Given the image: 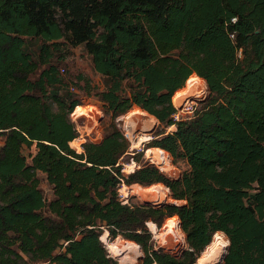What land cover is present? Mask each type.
Here are the masks:
<instances>
[{"label": "trees", "instance_id": "1", "mask_svg": "<svg viewBox=\"0 0 264 264\" xmlns=\"http://www.w3.org/2000/svg\"><path fill=\"white\" fill-rule=\"evenodd\" d=\"M62 37L83 45L103 83L108 121L80 152L69 144L80 101L60 74ZM193 72L207 98L174 118ZM133 106L161 128L146 146L186 160L178 178L136 152L123 171L130 143L115 118ZM0 135V264H119L103 230L134 241L140 264H194L221 231V264H264V0H0ZM122 183H162L184 203L124 202ZM174 214L179 255L147 226Z\"/></svg>", "mask_w": 264, "mask_h": 264}, {"label": "rangeland", "instance_id": "2", "mask_svg": "<svg viewBox=\"0 0 264 264\" xmlns=\"http://www.w3.org/2000/svg\"><path fill=\"white\" fill-rule=\"evenodd\" d=\"M57 42L59 43V54L62 58L59 67L60 69H65L60 73L64 81L63 84L79 99L80 102L78 105L82 108V111L84 110V113L75 112V105L69 115L78 131L76 138L70 141L69 144L77 152H80L83 150L81 144L86 140L95 142L101 140L104 126L108 121V116L104 113L103 105L96 96V93L103 88L102 77L93 70L90 55L82 44L72 45L64 37L59 38ZM191 74L197 75L194 72ZM199 78L200 79H197V84L195 83V86L191 89L190 80L189 83H184L181 90L177 92V104L173 102L176 108L175 117L177 119L190 117L197 108L201 107L203 101L207 98L208 90L206 83L203 78ZM199 80L201 81L199 82ZM51 103L54 105L52 101ZM151 117L149 113L141 111L138 106H133L128 112L115 118L118 127L122 130L130 143L128 153L122 156L120 160L123 171L127 173L138 166V162L132 157L133 153L136 152L135 155H137L141 161L147 160L153 162L168 176L178 178L188 169L186 160H173L171 155L164 150L163 151L167 153L168 157H162L163 159H161V157L155 156L158 152L154 150V147L146 146L147 142L151 141V139L155 137L157 131L161 129L157 120ZM173 129L174 126L171 125L167 126L165 130L171 131ZM2 142L3 136L0 135V144H2ZM34 149V146L29 148L24 147L22 149L28 161ZM37 175L40 181L39 187L46 201H49L53 198L51 185L47 182L43 172L38 171ZM118 191L120 198L124 202H140L157 206L165 203H184L182 199L173 198L168 187L162 183H154L148 186H142L137 183L129 185L122 183ZM46 212L48 213V211ZM176 223L178 225H175ZM151 224H153V228H151ZM147 226L151 231L156 245L162 247L165 251L179 255L185 248L184 233L181 230L179 218L176 214L166 217L160 226H157L152 221H148ZM104 232H106V240L102 241L105 245L108 243L113 245V252L107 250L119 264H140L141 251L134 241L125 239L120 235L113 239H109L107 231L105 230L102 231V236H104ZM220 235L226 238L225 234L222 233ZM213 239L214 236H212L210 244L204 248L196 260H199L202 256L204 258L206 257L205 259L209 258L208 253L210 254ZM222 261L217 264H221ZM35 264L44 263L39 262Z\"/></svg>", "mask_w": 264, "mask_h": 264}, {"label": "bare ground", "instance_id": "3", "mask_svg": "<svg viewBox=\"0 0 264 264\" xmlns=\"http://www.w3.org/2000/svg\"><path fill=\"white\" fill-rule=\"evenodd\" d=\"M197 79H200V78H197V77H193L192 80H191V84H190V89L195 86V83L197 82ZM201 80H199L200 82ZM198 82V83H199ZM197 84V83H196ZM197 87V86H196ZM195 88V87H194ZM187 96V95H186ZM186 100V99H185ZM190 100V99H189ZM186 102V101H185ZM84 109V108H83ZM78 111L79 113H82V108L81 107H77L75 109V112ZM142 111V110H141ZM144 112V111H143ZM84 113V112H83ZM142 113V112H141ZM78 115V114H77ZM81 115V114H79ZM151 118H154V117H151ZM171 128V127H170ZM156 150L158 153H156L155 156H158V157H161V159H163L162 157V154L160 151H158L157 149H154ZM122 191V190H121ZM175 225H178L177 223ZM152 226V227H151ZM151 228H153V224H151ZM105 233V234H104ZM104 236L101 235V238L102 240H106V232H104ZM222 233H215L214 234V239H213V243H212V247H211V251H210V254L208 253V256L209 258L208 259H205L203 256L199 259V260H196V262L194 264H217L219 262L222 261V258H223V255L226 251V248H227V245H228V240L224 237H222V235H220ZM107 249L111 252H113L114 250V247L111 243H108L106 245ZM206 256V255H205Z\"/></svg>", "mask_w": 264, "mask_h": 264}, {"label": "built area", "instance_id": "4", "mask_svg": "<svg viewBox=\"0 0 264 264\" xmlns=\"http://www.w3.org/2000/svg\"><path fill=\"white\" fill-rule=\"evenodd\" d=\"M232 20H234V18H232ZM63 70H64L63 68L60 69V71H62V72H63ZM174 118H176V117L174 116Z\"/></svg>", "mask_w": 264, "mask_h": 264}, {"label": "water", "instance_id": "5", "mask_svg": "<svg viewBox=\"0 0 264 264\" xmlns=\"http://www.w3.org/2000/svg\"><path fill=\"white\" fill-rule=\"evenodd\" d=\"M106 231V230H105ZM102 235V234H101ZM101 238V237H100ZM228 239V238H227ZM102 240V239H101ZM226 250H227V248H226ZM225 253H226V251H225ZM225 253H224V255H223V258H224V256H225ZM223 258H222V260H223Z\"/></svg>", "mask_w": 264, "mask_h": 264}]
</instances>
